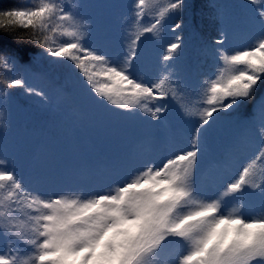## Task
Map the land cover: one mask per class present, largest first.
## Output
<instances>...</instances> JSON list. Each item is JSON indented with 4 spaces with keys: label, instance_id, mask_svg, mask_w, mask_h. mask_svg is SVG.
<instances>
[{
    "label": "snow or ice",
    "instance_id": "obj_1",
    "mask_svg": "<svg viewBox=\"0 0 264 264\" xmlns=\"http://www.w3.org/2000/svg\"><path fill=\"white\" fill-rule=\"evenodd\" d=\"M79 7L69 0H27L0 8V71L8 74L0 80V98L7 100L16 96L12 90L23 89L46 102L45 92L26 79V70L38 57L49 58V64L76 70L92 97L108 108L149 113L147 121L159 126L166 125L162 117L178 110L181 131L170 134L162 148L143 152L119 178L99 188L35 181L7 157L0 158V264H55L56 245L65 241H70L69 251L80 253L89 239L99 238L86 234L97 231L95 223L115 209L129 220L144 210L152 214L153 222L129 254L130 264H264L258 231L249 246H229L218 258L213 248L204 251L208 233L220 219L264 224V0H244L230 17L219 5H209L215 10L216 35L202 38L197 53L211 58L210 71L201 65L177 67L189 46L182 36L192 26L181 21L192 7L190 0H132L116 52L93 43L92 25ZM166 33L174 35L167 40ZM53 34L64 39L57 44ZM241 38L246 43L239 46ZM147 40L153 43L151 72L139 70ZM224 113L242 129L259 121V136L230 153L209 181L199 167L205 134ZM240 152L247 157L232 174ZM163 182L182 194L157 200L167 188L152 191L146 185ZM249 193L260 197L253 210ZM209 211L211 215H201ZM23 218L30 235L19 228ZM101 222L106 228L113 220ZM92 258L86 253L81 260L87 264Z\"/></svg>",
    "mask_w": 264,
    "mask_h": 264
},
{
    "label": "rangeland",
    "instance_id": "obj_2",
    "mask_svg": "<svg viewBox=\"0 0 264 264\" xmlns=\"http://www.w3.org/2000/svg\"><path fill=\"white\" fill-rule=\"evenodd\" d=\"M26 2L22 0L21 5ZM36 2L38 0H32ZM69 2H77L80 14L91 23L93 43L116 52L122 26L129 16L126 6L132 0ZM53 39L58 44L64 38L53 34ZM148 41L151 40L145 42ZM48 59L38 57L26 70V79L32 87L45 92L46 102L25 94L23 89L13 91L20 98L68 118L72 135L83 146L82 164H77L70 152L50 136L28 125L25 110L15 96L7 100L0 98V158L11 160L25 177L66 187L99 188L119 178L122 170L135 163L143 152L162 148L170 134L179 135L183 117L178 110L162 117L166 125L159 126L147 121L149 113L132 115L108 108L92 97L76 70L49 64ZM200 171L202 178L209 181L216 173L203 172L201 168ZM231 172L235 174L236 170ZM28 223L26 218L19 223L21 232L26 235H30ZM3 246L0 241V248Z\"/></svg>",
    "mask_w": 264,
    "mask_h": 264
},
{
    "label": "trees",
    "instance_id": "obj_3",
    "mask_svg": "<svg viewBox=\"0 0 264 264\" xmlns=\"http://www.w3.org/2000/svg\"><path fill=\"white\" fill-rule=\"evenodd\" d=\"M21 2L22 0H0V8H9L17 4L21 5ZM243 2L244 0H190L192 7L184 14L181 22L188 23L195 28V31L190 27L183 33L182 39L189 46L178 59L177 67L183 70L186 67L195 68L201 65L204 69L210 71L212 64L211 58L197 53L202 38L216 35L215 10L209 7V5H219L220 10L230 17L237 11L236 5L242 4ZM31 31L28 30L29 35ZM163 35L167 40H170L174 34L166 33ZM245 43L246 40L243 38L237 41L239 46ZM142 57L140 71L151 72L154 63L153 43L151 41L142 44ZM5 76L6 73L0 71V80ZM260 92H264V86L260 88ZM15 97L25 110L28 125L50 136L56 144L70 152L77 164H82L80 163L82 158L80 153L83 150V146L72 135L68 118L52 110L45 109L36 103H32L27 99L20 98L18 93ZM258 129L259 121L250 128L242 129L237 125L234 118L226 113L222 114L206 131L205 149L201 157V170L203 172L217 171L226 163L230 153L244 149L245 141L258 139ZM246 157L247 154L245 152L237 153L232 162V170H238ZM247 201L249 210H253L259 206L260 197L258 194L249 193Z\"/></svg>",
    "mask_w": 264,
    "mask_h": 264
},
{
    "label": "clouds",
    "instance_id": "obj_4",
    "mask_svg": "<svg viewBox=\"0 0 264 264\" xmlns=\"http://www.w3.org/2000/svg\"><path fill=\"white\" fill-rule=\"evenodd\" d=\"M162 186L166 187L167 191L164 195L157 197V200H163L168 196L178 197L182 194L172 189L169 182L146 185V187H151L152 191H156L158 187ZM99 211L103 212L104 210L99 209ZM211 214L212 212L209 211L201 215ZM107 219H112L113 223L105 228L101 221ZM152 222V214L147 210L138 214L135 220H129L118 209L107 212L100 221L95 223L94 228L97 231L86 234L99 238L89 239L88 247L80 253H73L67 249V244L70 241L58 243L56 247L59 259L55 264H83L81 257L86 253H91L93 256L87 264H130L129 254L139 245V241L144 237L145 229ZM99 230H102V235ZM257 231L261 234L262 242H264V224L253 226L245 224L239 218L220 219L208 233L204 251L207 252L209 248H213V256L218 258L229 246L234 245L238 248L249 246ZM213 264H215L214 261Z\"/></svg>",
    "mask_w": 264,
    "mask_h": 264
}]
</instances>
